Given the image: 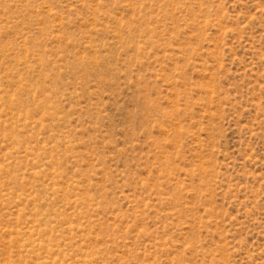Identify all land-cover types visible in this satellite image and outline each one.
Listing matches in <instances>:
<instances>
[{
    "label": "rangeland",
    "instance_id": "rangeland-1",
    "mask_svg": "<svg viewBox=\"0 0 264 264\" xmlns=\"http://www.w3.org/2000/svg\"><path fill=\"white\" fill-rule=\"evenodd\" d=\"M0 264H264V0H0Z\"/></svg>",
    "mask_w": 264,
    "mask_h": 264
}]
</instances>
